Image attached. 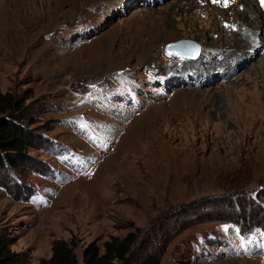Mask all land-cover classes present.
Here are the masks:
<instances>
[{
	"label": "rangeland",
	"instance_id": "374dc122",
	"mask_svg": "<svg viewBox=\"0 0 264 264\" xmlns=\"http://www.w3.org/2000/svg\"><path fill=\"white\" fill-rule=\"evenodd\" d=\"M58 1L0 0V93L19 102L34 139L0 170L14 264L48 259L59 240L81 264L88 244L101 253L127 233L123 264L161 248L159 264H264V8L115 0L89 26L95 7L76 14L81 0H63L48 30ZM152 37L156 56L120 61ZM180 40L198 56L167 54ZM205 214L234 222L194 220Z\"/></svg>",
	"mask_w": 264,
	"mask_h": 264
},
{
	"label": "trees",
	"instance_id": "16d2710c",
	"mask_svg": "<svg viewBox=\"0 0 264 264\" xmlns=\"http://www.w3.org/2000/svg\"><path fill=\"white\" fill-rule=\"evenodd\" d=\"M21 109L19 102L10 93H0V170L17 166L16 161L18 159L23 161L27 149L32 148L34 139L24 130L22 124L24 118L20 114ZM1 187L8 193V188ZM201 215H196L194 220L196 222H234L228 214L225 216ZM243 217L241 216V219ZM180 227L184 226L181 225ZM135 239V233H127L120 239L111 237L102 243L101 253L94 243H90L82 252L81 264H123ZM73 248L72 240L68 242L55 241L50 247L49 258L39 260L38 264H78L73 254ZM162 252L161 248L158 252L156 251L144 258L139 264H159ZM17 257V254L9 250L8 240L0 231V264H14Z\"/></svg>",
	"mask_w": 264,
	"mask_h": 264
},
{
	"label": "bare ground",
	"instance_id": "6f19581e",
	"mask_svg": "<svg viewBox=\"0 0 264 264\" xmlns=\"http://www.w3.org/2000/svg\"><path fill=\"white\" fill-rule=\"evenodd\" d=\"M44 1H46V0H44ZM62 1L63 0H59L58 2V7H56L55 9H53V10H51V11H49L48 9H47V14H45V16L42 18V20L44 21V22H48L47 23V25H46V29H48V30H50L51 29V27H52V25H54V23H56V22H59L60 20H64V18H60V16H59V14H58V11H59V9H60V7H61V5H62ZM156 1H158V0H152V1H147V2H145V5H147V6H154V5H157L158 3L156 2ZM223 1V0H222ZM113 2H115V0H81L80 1V3L77 5V6H74L73 5V8H78V9H76V14H84L83 12L87 9V8H90V7H95V10L92 12L91 11V13H85L84 15H83V19H84V21H83V24H88L89 26H90V23H94V21H96V19H99V17L101 18V16L105 13V10H107V9H109V7L110 6H112L113 5ZM252 2H254V3H256L258 6H259V8H261V9H263L264 8V5H262V3H261V0H255V1H252ZM49 4H50V2H48V3H46L45 4V6L44 7H47V6H49ZM52 4V3H51ZM233 4V0H227V4L225 5H222V6H220V7H222V8H224V7H226V6H229V5H232ZM242 4V3H241ZM243 5H245V4H243ZM41 6H43V4H41ZM248 5H246V7H247ZM113 8V7H112ZM248 8H249V6H248ZM250 9V8H249ZM110 11V10H109ZM104 18V17H103ZM137 19V18H136ZM143 19V18H142ZM261 19V18H260ZM99 21V20H98ZM97 21V22H98ZM101 21H102V19H101ZM256 21V20H255ZM258 21V20H257ZM256 21V22H257ZM261 21V23H262V20H260ZM259 21V22H260ZM133 25H135L136 24V21H135V18H133V20H131L130 21ZM253 22V21H252ZM92 23V24H93ZM99 24V23H98ZM129 24V22H127L126 24H122L121 26H120V28H123L124 27V25H128ZM153 24V23H152ZM254 24V23H253ZM255 25H256V23H255ZM83 27V26H82ZM88 27V26H87ZM94 27V26H93ZM81 28V27H80ZM85 28V27H84ZM154 28V25H153V27H152V29ZM83 29V28H82ZM98 29V28H97ZM252 29V28H251ZM256 29V28H255ZM89 30V29H88ZM254 30V29H253ZM253 30H251V31H253ZM90 31V30H89ZM254 32V31H253ZM154 33V32H153ZM156 33V32H155ZM260 34H262V33H259V30H256V36H259ZM52 38L53 37H49V40H52ZM250 38H251V35H250ZM260 38V37H259ZM152 39V41H150V44L151 45H149L148 46V48H144V47H142V49H141V51H139V54H137L136 53V51H131V50H129V51H126V53L125 54H123L122 55V57H120V61L121 62H124L125 60H126V57H128V56H130L131 58L132 57H136V56H138V57H136L137 59H146V58H149L150 56H151V54L152 53H154V54H152V55H154V56H156V54L158 53L157 52V50H158V42H157V40H158V37H152L151 38ZM251 41H252V39H251ZM180 46H190V45H188V44H183L182 42L181 43H176L174 46H173V48H171L172 49V51L171 52H169V54H176V55H178V56H182V57H185V58H187V57H190L191 55H190V52H186V51H184L182 48H180ZM174 48H176V49H174ZM262 48H264V45H262ZM261 48V49H262ZM167 49V51H168V47L166 48ZM43 52H45V50H43ZM104 67V66H103ZM102 67V68H103ZM129 69H131V67L129 68ZM132 71V70H131ZM106 77H105V79H104V82L105 81H109L108 79L109 78H111L110 76H109V74H106L105 75ZM95 77V79L96 78H98V75H95V76H93L91 79H93ZM90 79V78H89ZM98 83V82H101V80H100V78H98V79H96L95 80V83ZM80 83V81H77V84H79Z\"/></svg>",
	"mask_w": 264,
	"mask_h": 264
},
{
	"label": "water",
	"instance_id": "95a60500",
	"mask_svg": "<svg viewBox=\"0 0 264 264\" xmlns=\"http://www.w3.org/2000/svg\"><path fill=\"white\" fill-rule=\"evenodd\" d=\"M183 43V44H188V45H190V46H192V51H191V53H190V57H187V58H189V59H194V58H196L197 56H198V54H199V48H198V46L195 44V43H193V42H191V41H184V40H180V41H178V42H175V43H172V44H167L166 46H165V48H167L168 47V51L166 52L167 54H169V52H171L172 51V49L171 48H173V46L176 44V43ZM176 55V54H175Z\"/></svg>",
	"mask_w": 264,
	"mask_h": 264
},
{
	"label": "snow or ice",
	"instance_id": "6c2138e0",
	"mask_svg": "<svg viewBox=\"0 0 264 264\" xmlns=\"http://www.w3.org/2000/svg\"><path fill=\"white\" fill-rule=\"evenodd\" d=\"M215 2H221V0H215ZM223 3L226 5L227 0H223ZM262 5H264V0H261Z\"/></svg>",
	"mask_w": 264,
	"mask_h": 264
}]
</instances>
